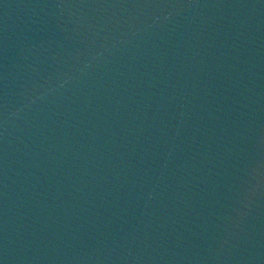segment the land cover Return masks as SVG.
I'll return each mask as SVG.
<instances>
[{
  "label": "water",
  "instance_id": "95a60500",
  "mask_svg": "<svg viewBox=\"0 0 264 264\" xmlns=\"http://www.w3.org/2000/svg\"><path fill=\"white\" fill-rule=\"evenodd\" d=\"M0 264H264V0H0Z\"/></svg>",
  "mask_w": 264,
  "mask_h": 264
}]
</instances>
